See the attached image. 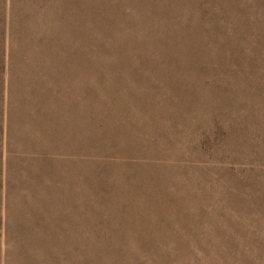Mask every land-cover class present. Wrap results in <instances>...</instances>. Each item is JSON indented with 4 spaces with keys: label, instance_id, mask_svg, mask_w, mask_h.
<instances>
[{
    "label": "rangeland",
    "instance_id": "obj_1",
    "mask_svg": "<svg viewBox=\"0 0 264 264\" xmlns=\"http://www.w3.org/2000/svg\"><path fill=\"white\" fill-rule=\"evenodd\" d=\"M0 264H264V0H0Z\"/></svg>",
    "mask_w": 264,
    "mask_h": 264
},
{
    "label": "crops",
    "instance_id": "obj_2",
    "mask_svg": "<svg viewBox=\"0 0 264 264\" xmlns=\"http://www.w3.org/2000/svg\"><path fill=\"white\" fill-rule=\"evenodd\" d=\"M11 1V0H10Z\"/></svg>",
    "mask_w": 264,
    "mask_h": 264
}]
</instances>
